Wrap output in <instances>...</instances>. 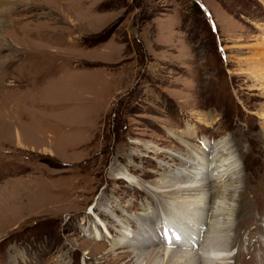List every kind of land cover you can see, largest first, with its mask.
<instances>
[{"label":"rangeland","instance_id":"rangeland-1","mask_svg":"<svg viewBox=\"0 0 264 264\" xmlns=\"http://www.w3.org/2000/svg\"><path fill=\"white\" fill-rule=\"evenodd\" d=\"M263 41L264 0H0V264H123L167 202L149 187L220 141L259 261Z\"/></svg>","mask_w":264,"mask_h":264},{"label":"bare ground","instance_id":"bare-ground-1","mask_svg":"<svg viewBox=\"0 0 264 264\" xmlns=\"http://www.w3.org/2000/svg\"><path fill=\"white\" fill-rule=\"evenodd\" d=\"M262 45L264 46L263 43ZM261 56L257 57V61H251L247 70L252 77L255 75L253 78L258 84H264V70L259 68L264 67V54ZM212 155L216 160L208 166L199 156L190 160L188 167H182L180 173L175 174L176 177L172 174L170 178L149 187L167 202L157 203L154 221L141 224L143 235L141 232H134L135 243L129 249H125V244H129V240L125 238L122 247H111L109 253L122 249L118 259L128 260L123 264H247L246 243L249 239L244 237L242 242L233 237L235 220L241 207V196L236 200L235 194L243 191V181L218 186V182L240 174L236 171L238 164L227 141L216 143ZM205 170L206 174L202 172ZM199 171L203 175L200 176ZM241 171L243 173V166ZM124 177L126 180L130 179L129 175ZM246 193L252 196L249 192ZM233 203L236 207L232 214ZM209 212L211 222L206 225ZM258 224L263 229L261 242L257 239L256 228L250 241L253 243L252 250L256 249L255 255L259 258L255 264H264V213ZM203 229L204 235L199 236ZM235 250L238 252L234 254Z\"/></svg>","mask_w":264,"mask_h":264}]
</instances>
